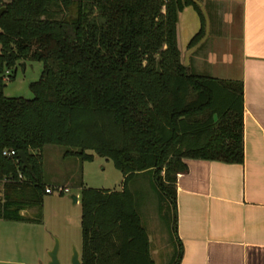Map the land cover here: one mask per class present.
Segmentation results:
<instances>
[{"label":"trees","instance_id":"obj_1","mask_svg":"<svg viewBox=\"0 0 264 264\" xmlns=\"http://www.w3.org/2000/svg\"><path fill=\"white\" fill-rule=\"evenodd\" d=\"M188 7L202 21L192 0H0L1 220L24 221L23 211L41 206L45 146L73 149L65 156L81 162L93 161L91 151L123 181L119 191L80 190L81 264H155L139 213L146 192L175 232L185 160H244L242 82L181 62L177 22ZM202 36L203 27L188 47ZM18 62L42 64L30 100L4 96ZM181 257L178 242L169 264Z\"/></svg>","mask_w":264,"mask_h":264},{"label":"crops","instance_id":"obj_2","mask_svg":"<svg viewBox=\"0 0 264 264\" xmlns=\"http://www.w3.org/2000/svg\"><path fill=\"white\" fill-rule=\"evenodd\" d=\"M192 1L202 21L191 7L179 15L181 62L196 74L242 82L244 160H185L175 184L179 264H264V0ZM201 27V40L189 48ZM33 208L21 213L24 221L0 219V227L35 223L27 217ZM42 259L33 264L48 262Z\"/></svg>","mask_w":264,"mask_h":264},{"label":"rangeland","instance_id":"obj_3","mask_svg":"<svg viewBox=\"0 0 264 264\" xmlns=\"http://www.w3.org/2000/svg\"><path fill=\"white\" fill-rule=\"evenodd\" d=\"M8 72L5 76H12L13 80L4 78V96L32 99L29 85L38 81L42 64L18 62ZM69 151L75 150L62 146L44 147L41 153L43 184L46 187L67 186L69 193L44 195L41 206L34 207L27 213V217L36 221L35 223H13L4 228L0 227V264H33L40 258L46 260L55 240L59 243L60 262L68 258L70 261L73 249L78 253L81 251L79 187L121 190L122 175L111 160L87 151V154L94 156L93 161L81 162L74 157H64ZM144 184L145 182L143 186ZM71 195L78 198L76 204L69 199ZM146 196L139 213L150 241L151 256L155 264H169L175 260L178 251L175 232L172 224L168 227L160 219L154 195L148 191ZM7 232L12 233L9 235Z\"/></svg>","mask_w":264,"mask_h":264},{"label":"water","instance_id":"obj_4","mask_svg":"<svg viewBox=\"0 0 264 264\" xmlns=\"http://www.w3.org/2000/svg\"><path fill=\"white\" fill-rule=\"evenodd\" d=\"M3 11H5V8L0 9V15ZM18 157L20 158V161L22 162L23 166L30 170L26 155L23 152H19ZM69 199L72 201L73 204H76L78 200L75 195H71ZM58 251L59 243L57 240H55L53 247L47 253L48 262L46 264H61L60 260L58 259ZM69 264H81L80 254L75 249H73L72 251Z\"/></svg>","mask_w":264,"mask_h":264},{"label":"built area","instance_id":"obj_5","mask_svg":"<svg viewBox=\"0 0 264 264\" xmlns=\"http://www.w3.org/2000/svg\"><path fill=\"white\" fill-rule=\"evenodd\" d=\"M9 73L6 72V75H8ZM5 79L8 80V76L4 77ZM3 156L8 157V158H13L16 156L15 151H4L2 153ZM18 181H22V176L18 175ZM45 194L46 195H51L53 193H56L58 195H63V194H68L69 193V189L66 187H61V186H52V187H45Z\"/></svg>","mask_w":264,"mask_h":264}]
</instances>
